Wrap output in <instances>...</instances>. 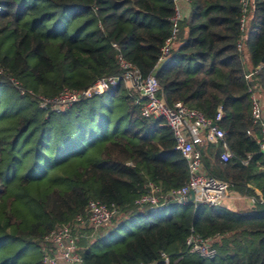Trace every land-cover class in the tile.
I'll use <instances>...</instances> for the list:
<instances>
[{"label": "trees", "instance_id": "obj_1", "mask_svg": "<svg viewBox=\"0 0 264 264\" xmlns=\"http://www.w3.org/2000/svg\"><path fill=\"white\" fill-rule=\"evenodd\" d=\"M189 4L160 64L174 0H0V115L17 110L18 118L8 125L0 117V264H21L29 249L37 256L28 264H42L44 238L85 214L91 201L119 213L112 226L76 233L83 264H164L162 253L171 264H264V200L255 191L264 196V160L251 99L255 91L264 97V0H250L246 12L241 0ZM120 57L144 77L154 75L169 106L183 103L211 120L223 107L220 126L234 158L222 161L219 144L198 146L203 170L256 198L252 209L194 202L141 208L146 185L163 194L185 186L189 163L166 121L143 117L123 84L62 113L40 108V98L122 75ZM136 218L148 223L117 239ZM192 230L212 239L215 259L189 252Z\"/></svg>", "mask_w": 264, "mask_h": 264}, {"label": "built area", "instance_id": "obj_2", "mask_svg": "<svg viewBox=\"0 0 264 264\" xmlns=\"http://www.w3.org/2000/svg\"><path fill=\"white\" fill-rule=\"evenodd\" d=\"M179 1L174 0L175 14L170 19L173 24L171 36L166 40L159 63L168 60L170 53L176 43L179 34V24L184 16L179 8ZM190 2V0H183ZM245 12L250 0H241ZM247 23L246 13L242 18V26ZM116 47V45H114ZM242 49V45H239ZM120 67L122 75L102 77L84 90L63 89L53 98H40L41 109L62 113L73 105L94 97H99L105 93L115 90L123 84L129 95L140 106V111L145 118H162L171 129L176 141L175 150L180 152L189 163V181L178 190L169 194H163L161 190L150 183L145 186L146 193L138 200L141 207L164 208L170 204L186 205L189 202L201 203L209 207H220L230 196L232 184L224 180L208 176L203 170L202 156L198 146L204 144H219L221 146V159L228 162L234 158V153L226 140L227 132L220 126L224 118L223 107L218 108L215 120L207 118L202 112L191 109L183 103L169 106L158 97L160 90L159 81L154 75L144 77L140 70L131 62L120 57ZM251 74L247 75L250 78ZM252 120L253 124L260 129L259 153L264 160V97L256 91L252 93ZM249 135L252 133L249 131ZM251 156H248V160ZM248 160L243 161L247 164ZM194 192L195 200L192 201L191 193ZM261 201H263L261 199ZM253 203L257 200L252 199ZM118 210L114 206H108L100 201H91L85 210V214L79 215L68 224L56 226L48 234L43 242L42 264H83L84 259L78 248V233L81 229L91 226L100 228L107 226L118 215ZM186 247L190 253L200 258L213 260L218 256L217 249L214 248L211 238H206L194 230L186 240ZM164 264H171L167 254H161ZM179 260L175 261L177 264Z\"/></svg>", "mask_w": 264, "mask_h": 264}, {"label": "rangeland", "instance_id": "obj_3", "mask_svg": "<svg viewBox=\"0 0 264 264\" xmlns=\"http://www.w3.org/2000/svg\"><path fill=\"white\" fill-rule=\"evenodd\" d=\"M11 89L10 88H7L6 89V92L7 93H11ZM4 110V109H3ZM6 114V121L8 123V125L15 121H18V118L17 120L16 119V116H17V110H14V111H10V114L8 113H5L4 111L1 112V115L0 117L2 118L3 116H5ZM19 115V113H18ZM80 131H83V130H80ZM82 144L83 143H80L77 145V147H75V150H79L80 148H82ZM72 151V150H71ZM74 151V150H73ZM63 159H60V160H52L50 162H57V163H60ZM43 166L45 165L44 162L41 163ZM228 201V200H227ZM244 202L245 204L247 205L246 207H249V209L252 207V204L251 202L248 200V199H244ZM146 209V208H144ZM147 210V209H146ZM163 213H157L155 218H159L162 216ZM148 223V220L146 218H136L135 220H132L130 222H128L127 224H125L122 229L118 232V235H117V239L119 240H122V239H125L127 237H129L131 234H133L136 230H138L139 228H141L142 226L146 225ZM109 226H112V223L109 225ZM40 253L42 252V249L39 248L38 250ZM27 255L25 256L24 260L22 261L21 264H28L29 262L32 263L37 256V249L33 250V249H29V252L26 253Z\"/></svg>", "mask_w": 264, "mask_h": 264}, {"label": "crops", "instance_id": "obj_4", "mask_svg": "<svg viewBox=\"0 0 264 264\" xmlns=\"http://www.w3.org/2000/svg\"><path fill=\"white\" fill-rule=\"evenodd\" d=\"M179 8H180L184 17H187L189 15L190 4L188 2L180 0L179 1ZM262 169H264V166L262 167ZM255 191H256L257 197H259V199L264 200L263 193L259 189H255ZM244 199H248L251 202L252 207L250 209H252L253 206L255 205V203L252 202V199H254V198L243 197L235 191H231L230 196L225 200V202L223 203L222 206L225 207L227 210L232 211V212H236V213L245 212V211H248L250 209H249V207H246L247 205L245 204Z\"/></svg>", "mask_w": 264, "mask_h": 264}, {"label": "water", "instance_id": "obj_5", "mask_svg": "<svg viewBox=\"0 0 264 264\" xmlns=\"http://www.w3.org/2000/svg\"><path fill=\"white\" fill-rule=\"evenodd\" d=\"M262 63L264 64V58L262 59ZM245 70H246V72H248V70H249L248 65H245ZM191 199H192V201L195 200L194 192L191 193Z\"/></svg>", "mask_w": 264, "mask_h": 264}]
</instances>
